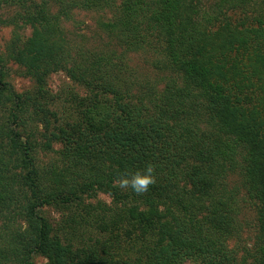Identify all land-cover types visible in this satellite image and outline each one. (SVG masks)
Segmentation results:
<instances>
[{"label":"trees","instance_id":"1","mask_svg":"<svg viewBox=\"0 0 264 264\" xmlns=\"http://www.w3.org/2000/svg\"><path fill=\"white\" fill-rule=\"evenodd\" d=\"M116 2L0 0L33 28L17 56L26 75L42 85L63 72L87 91L62 118L47 96L15 92L0 60V264H264V7ZM86 9L113 10L107 28L126 53L162 55L181 85L159 89L115 52L76 47L64 23ZM149 164L146 193L116 186ZM100 194L111 202L91 213ZM247 205L257 233L241 255L231 241ZM47 206H87L89 235L65 238Z\"/></svg>","mask_w":264,"mask_h":264},{"label":"rangeland","instance_id":"2","mask_svg":"<svg viewBox=\"0 0 264 264\" xmlns=\"http://www.w3.org/2000/svg\"><path fill=\"white\" fill-rule=\"evenodd\" d=\"M41 1V0H38ZM49 1V0H48ZM125 0H117L116 5H120ZM149 1V0H147ZM210 1V2H209ZM264 7V0H254ZM215 2V0H203L206 9ZM50 3L55 4L53 1ZM55 10V8H54ZM17 7H9L0 5V18L6 23L0 22V60L1 66L4 68L6 75L5 80L9 82L15 92L18 94H28L32 98H38L43 102V96H47L49 100H54V105H51L52 110L58 112L59 116L65 118L72 111V98L85 97L87 91L84 87L70 80L63 72L52 73L44 84L39 85L36 80L26 75V69L17 60L18 53L21 52L32 37L33 28L29 24L22 22L21 16L18 15ZM237 19L239 15H232ZM113 10H74L72 19L64 23V32L67 37L72 40L76 47L87 49L90 52H115L119 57L127 62L128 67L134 72L140 80L156 85L159 89L166 87L172 80H177L181 85V80L178 79L177 73L170 70L166 59L160 55L148 51H128L127 45L122 42L115 33L107 28V25L114 21ZM74 41V42H73ZM40 95L42 97H40ZM1 117H6V111L0 112ZM41 132V127H36ZM54 151L60 149L59 145H54ZM55 157V154H47L45 161ZM232 180V178H231ZM236 177L232 180L237 181ZM231 181V182H232ZM88 205L91 213L94 212L93 207L97 208L102 204H109L111 198L107 195H98L95 199H88ZM87 207V206H86ZM86 207H61L47 206L42 210V215L46 217L57 230H63L64 237L74 240V235L77 233L75 229L80 231L81 238L89 235V228L85 225L86 219H89V210ZM256 212L254 208L247 205L242 215L243 220H247V226L243 231L231 241V247L235 248L243 254L244 249H249L253 246L256 233ZM62 234V233H61ZM35 264H47L48 261L41 255H35Z\"/></svg>","mask_w":264,"mask_h":264},{"label":"clouds","instance_id":"3","mask_svg":"<svg viewBox=\"0 0 264 264\" xmlns=\"http://www.w3.org/2000/svg\"><path fill=\"white\" fill-rule=\"evenodd\" d=\"M155 183V168L151 164H149L144 170L137 171L130 178L127 175H123L115 182L116 186L119 188H131V190L138 195L146 193L149 190V187Z\"/></svg>","mask_w":264,"mask_h":264}]
</instances>
